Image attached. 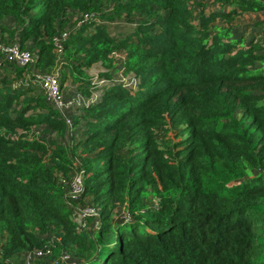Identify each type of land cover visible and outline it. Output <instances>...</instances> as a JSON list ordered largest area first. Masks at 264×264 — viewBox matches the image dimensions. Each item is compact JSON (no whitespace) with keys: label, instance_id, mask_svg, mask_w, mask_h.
I'll return each mask as SVG.
<instances>
[{"label":"trees","instance_id":"trees-1","mask_svg":"<svg viewBox=\"0 0 264 264\" xmlns=\"http://www.w3.org/2000/svg\"><path fill=\"white\" fill-rule=\"evenodd\" d=\"M263 11L264 0H0V43L35 59L0 51V264H264V23L250 35L234 25ZM120 21L131 29L114 33ZM96 64L138 88L105 85L70 130L33 77L60 65L61 85L89 96ZM78 169L71 201L61 179ZM41 248L49 259L31 257Z\"/></svg>","mask_w":264,"mask_h":264},{"label":"built area","instance_id":"built-area-1","mask_svg":"<svg viewBox=\"0 0 264 264\" xmlns=\"http://www.w3.org/2000/svg\"><path fill=\"white\" fill-rule=\"evenodd\" d=\"M68 36L67 31L61 32L55 38V51L61 53L63 49V39ZM0 51L2 53L3 60L8 64L17 66H32L35 63L34 56L29 49H23L20 47L19 42H13L10 44L0 43ZM61 62V59H60ZM60 65H58L51 72L37 71L33 77V81L38 83L47 96L48 102L59 110L68 124L70 130H74V114L78 112L80 108H86L93 103L98 97L94 95L86 96L80 91H75L72 97L67 95V89L61 85L60 79ZM31 76H28V79ZM126 80V79H125ZM85 172L84 170H76L70 178L62 179V184L67 187L69 200L78 201L80 195L84 190ZM77 212H80L84 217L89 215H95L96 209L86 208L81 210L77 206ZM80 224V223H79ZM87 222L81 223V227L84 228ZM51 249H38L33 252L31 257L42 258L51 254ZM68 255H64L63 259H68ZM73 264V263H72Z\"/></svg>","mask_w":264,"mask_h":264},{"label":"rangeland","instance_id":"rangeland-1","mask_svg":"<svg viewBox=\"0 0 264 264\" xmlns=\"http://www.w3.org/2000/svg\"><path fill=\"white\" fill-rule=\"evenodd\" d=\"M251 13L254 14V15L248 14V16H245V17H243L242 15L237 17V21L236 22H242L243 21V24L240 27H246L245 26V25H247L246 24L247 23L246 21H248V20H249V22L251 21L252 24L257 19L262 20V22L264 23V11L263 12H259V13L257 12L256 15H255V12H251ZM128 24H129V22L120 21V23H118V24L111 25V29L113 31H115L114 33H116V34L125 33L130 28V26H128ZM252 27H253V25H252ZM247 33H248V35H250V30H248ZM248 37L249 36H247V40H248ZM123 54L122 53L121 54L119 53V55H123ZM119 55H117V58H119L118 57ZM117 62H119L118 59H117ZM97 69H105V68L104 67L102 68V64H96V65H94L93 68H91L87 72H88V74H91L93 76L94 75L97 76V75H99V71ZM117 75H119V74H117ZM122 76H124V75H122ZM126 81L131 82L132 81V78H128V79H126ZM73 92H75V91H74V89L71 88L70 92H67V95L69 97H72L73 94H74ZM154 203L156 204V200H154ZM79 208L81 210H85L86 208H93V207H92V205H89V204H86V205L85 204H81V205H79ZM114 213H115L116 219H118L119 221H123V217L125 215L128 216V210L126 208H124V207L118 208L116 211H114ZM91 225H92L91 223H90V225L88 223L86 224V227H87L88 230H92V226ZM31 264H34V263H31Z\"/></svg>","mask_w":264,"mask_h":264},{"label":"clouds","instance_id":"clouds-1","mask_svg":"<svg viewBox=\"0 0 264 264\" xmlns=\"http://www.w3.org/2000/svg\"><path fill=\"white\" fill-rule=\"evenodd\" d=\"M64 31H66V30H64ZM63 32V31H62ZM68 32V31H67ZM122 56H124V54L123 55H119V58H123ZM98 70V69H97ZM99 74H100V72H99ZM117 74H119V75H117ZM91 75V74H90ZM122 75H124V76H122ZM94 79V81L95 82H97L98 83V85H99V87H101V88H99V89H97V90H94L93 92H92V94H90V95H94V96H97L98 98L96 99V100H98V99H101V97H102V95H103V91H104V86L105 85H108V84H114V83H124L132 92H134V91H136L137 90V88H138V85H139V82H140V80H139V78L137 77V76H135L134 74H132V73H125L124 71H122V70H117V72H113V74L111 75V76H108V77H105V76H100V75H91ZM128 78H132V81L131 82H128V81H126L125 79H128ZM66 89H67V91L68 92H70V90L71 89H69V88H67L66 87V85L64 86ZM79 91V89H78V84H77V88H74V91ZM74 93V92H73ZM89 95V96H90ZM95 100V101H96ZM92 104V103H91ZM90 104V105H91ZM89 105V106H90ZM88 106V107H89ZM87 108V107H86ZM82 109L83 108H80L79 110H78V112H80V111H82ZM77 112V113H78ZM78 170H81V169H78ZM83 170V169H82ZM85 172V171H84ZM85 178H86V173H85ZM62 179H68V178H66V177H63ZM62 179H61V182H62ZM84 185H85V181H84ZM81 205V204H80ZM93 207V206H92ZM88 223V222H87ZM85 228H86V226H85ZM41 249H43V250H46V248H41ZM48 249V248H47ZM38 250V249H37ZM51 254H52V251H51ZM50 254V255H51ZM50 255H48V256H46V257H42L43 259H49V256ZM37 259H40V258H37ZM64 261H67V263L68 264H74V261L69 257L68 259H63ZM52 264H54V263H57V262H51Z\"/></svg>","mask_w":264,"mask_h":264},{"label":"crops","instance_id":"crops-1","mask_svg":"<svg viewBox=\"0 0 264 264\" xmlns=\"http://www.w3.org/2000/svg\"><path fill=\"white\" fill-rule=\"evenodd\" d=\"M211 0H207V2H210ZM248 14H252L251 12H248V13H245V14H242V16L243 17H245V16H248ZM252 15H254V14H252ZM255 15H256V13H255ZM241 16V15H240ZM237 21V19L235 20V22H234V25H236V27L238 28V29H246L245 27H240L242 24H243V21L242 22H236ZM247 23V25H245V26H247V32H248V30H250V34L256 29L255 28V25L258 23V22H261L262 23V20H259V19H257L256 21H254L253 22V24L251 23V21L249 22V20L248 21H246ZM253 25V27H252V25ZM255 24V25H254ZM253 30V31H252ZM66 87L67 88H69V89H74V88H77V83H74V82H72V81H70V82H67V84H66Z\"/></svg>","mask_w":264,"mask_h":264}]
</instances>
